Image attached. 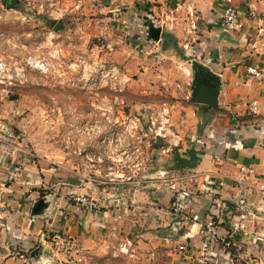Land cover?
I'll return each mask as SVG.
<instances>
[{"label": "crops", "instance_id": "1", "mask_svg": "<svg viewBox=\"0 0 264 264\" xmlns=\"http://www.w3.org/2000/svg\"><path fill=\"white\" fill-rule=\"evenodd\" d=\"M85 2L81 32L94 20L105 39L94 54L103 52L102 61L129 80L172 84L174 136L156 146L173 164L148 188L130 177L103 188L75 171L81 178L71 190L66 172L35 158L14 134L17 107L15 115L0 114V264H89V256L94 264H122L112 255L122 254L124 241L132 245L124 264H264V33L248 16L250 5L238 7L244 28L228 32L221 17L231 0ZM248 67L263 77L250 76ZM191 149L197 164L179 165L177 156ZM16 168L21 173L11 180ZM188 190L196 213L217 224L225 244L205 252L201 233L175 215L176 195ZM232 222L246 229L234 232ZM54 234L77 241L73 258L52 242Z\"/></svg>", "mask_w": 264, "mask_h": 264}, {"label": "rangeland", "instance_id": "2", "mask_svg": "<svg viewBox=\"0 0 264 264\" xmlns=\"http://www.w3.org/2000/svg\"><path fill=\"white\" fill-rule=\"evenodd\" d=\"M85 1L0 0V114L15 115L17 107L14 134L24 147L33 149L35 158L48 159L57 171L66 172L71 190L81 178L75 171L82 173L85 182L103 188L111 180L128 177L148 188V181L159 179L160 170L173 163L159 153L154 137L142 134L140 128L147 129V117L161 106L175 104L172 84L165 79L141 83L138 77L124 83L122 77L102 72L103 64L110 63L102 61L103 52L92 51L94 44L104 43L103 37L96 36L101 25L91 20L88 30L92 31L81 32L86 27L84 18L89 17L82 13ZM237 1L228 3L236 8L257 6L264 15V0ZM76 44L86 50L78 51ZM11 99L13 106L7 105ZM80 199L90 208L97 207L90 197ZM74 243L70 253L69 247H58L73 258L80 249L75 239ZM125 255L112 257L124 264ZM90 257L89 264L94 256Z\"/></svg>", "mask_w": 264, "mask_h": 264}, {"label": "built area", "instance_id": "3", "mask_svg": "<svg viewBox=\"0 0 264 264\" xmlns=\"http://www.w3.org/2000/svg\"><path fill=\"white\" fill-rule=\"evenodd\" d=\"M248 16L255 20L258 25L260 32L264 33V15L259 13L258 9L255 6L250 5L248 9ZM221 21L223 26L228 32H236L240 31L244 28V22L241 17V13L238 8H236L234 5L229 4L221 17ZM187 48H189V45H186ZM37 66L40 64L38 62H34ZM102 72L107 73V76L110 75L114 77H122L124 83L128 81V78L122 73L120 68L113 64H103L102 66ZM247 72L250 76L256 77V78H262L263 74L255 69L254 67H248ZM251 111L256 114L257 111V103H253L251 106ZM137 125L143 126L140 124V120H135ZM147 129L142 127L140 128V131L142 134H146L148 132L151 134L156 142L159 140H168L170 137L174 136L173 133V122L171 119V108L164 104L161 106L153 115H149L147 117ZM181 125L184 124L182 120L179 121ZM135 123V124H136ZM126 129H130L127 127ZM243 171H246L244 168ZM248 171V172H247ZM246 173H252L253 171L251 169H247ZM21 169L16 168L14 172L11 174V180L17 179V177L20 175ZM190 179V178H189ZM220 187H224V183L219 184ZM172 188L177 191L175 184L172 186ZM210 187L206 186L204 190H208ZM174 205V213L177 217H179L181 220H184L189 223V231L192 233H201L202 238V248L205 252H208L211 250V248L215 245H223L226 243L225 239L219 234L218 226L215 222L209 221L204 222L202 221L201 217L198 213L194 210L192 203L190 202V196H189V190L188 192H183L182 195L180 193L177 194ZM81 202H83L82 199H80ZM220 202H215L216 209L221 208ZM233 231H240L246 229V224L243 222H232ZM52 242H54L57 246L64 245L66 247H69L67 252L70 253L72 249L76 247V244L74 243V239L72 237H65L60 236L57 234H54L52 236ZM74 245V246H73ZM73 246V247H72ZM122 252L124 253H130V248L132 247L131 241H124L121 244ZM72 247V248H71ZM182 251L186 250L185 246H182L180 248Z\"/></svg>", "mask_w": 264, "mask_h": 264}, {"label": "trees", "instance_id": "4", "mask_svg": "<svg viewBox=\"0 0 264 264\" xmlns=\"http://www.w3.org/2000/svg\"><path fill=\"white\" fill-rule=\"evenodd\" d=\"M12 1V0H10ZM177 162L179 165H196L197 164V152L194 149L189 150L185 155L177 156Z\"/></svg>", "mask_w": 264, "mask_h": 264}, {"label": "water", "instance_id": "5", "mask_svg": "<svg viewBox=\"0 0 264 264\" xmlns=\"http://www.w3.org/2000/svg\"><path fill=\"white\" fill-rule=\"evenodd\" d=\"M158 143H162V140H159Z\"/></svg>", "mask_w": 264, "mask_h": 264}]
</instances>
